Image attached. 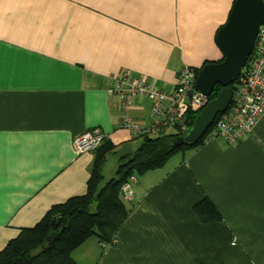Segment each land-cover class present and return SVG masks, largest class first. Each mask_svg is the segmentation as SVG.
Segmentation results:
<instances>
[{
  "label": "crops",
  "instance_id": "obj_1",
  "mask_svg": "<svg viewBox=\"0 0 264 264\" xmlns=\"http://www.w3.org/2000/svg\"><path fill=\"white\" fill-rule=\"evenodd\" d=\"M233 0H0V250L54 204L83 195L96 153L73 140L100 128L108 159L138 147L121 126L147 127L150 100L111 94L129 70L171 91L183 65L223 56L216 34ZM172 128L166 130L170 133ZM142 141V138H140ZM111 243L88 237L78 264H264V115L237 144L222 137L138 175ZM208 198L220 220L203 221Z\"/></svg>",
  "mask_w": 264,
  "mask_h": 264
},
{
  "label": "trees",
  "instance_id": "obj_2",
  "mask_svg": "<svg viewBox=\"0 0 264 264\" xmlns=\"http://www.w3.org/2000/svg\"><path fill=\"white\" fill-rule=\"evenodd\" d=\"M223 58L222 56L216 62H221ZM249 59L250 56L245 68ZM204 64L206 63L194 67L196 74ZM235 82L236 78L230 85L232 92L235 89ZM221 90L222 86L216 85L208 100L216 98ZM196 114L190 113L188 127L192 125ZM219 115L195 145L173 144L174 139L182 136L188 128L184 132L138 136L142 138L141 143L136 149L118 157L116 175L107 181L103 175V166L109 153L116 154V151L112 143L105 139L95 150L96 156L91 167L86 193L52 205L36 225L21 228L19 234L0 250V264H78L71 253L88 237L97 235L103 243H111L119 225L134 204L132 200L122 197V186L128 178L131 175H136L138 178V175L147 171L161 168L175 154L204 143L211 137ZM195 209L203 221L222 218L208 198L199 201ZM60 230L62 231L56 237L46 239L49 234Z\"/></svg>",
  "mask_w": 264,
  "mask_h": 264
},
{
  "label": "built area",
  "instance_id": "obj_3",
  "mask_svg": "<svg viewBox=\"0 0 264 264\" xmlns=\"http://www.w3.org/2000/svg\"><path fill=\"white\" fill-rule=\"evenodd\" d=\"M197 78L193 66L183 65L177 74L173 90L167 91L151 84L146 77H137L129 70L117 76L111 94L120 99L122 111H127L132 100L144 95L150 100L151 115L155 120L147 127L140 126L129 115H123L121 126L133 135H159L172 128L184 132L190 113H197L208 103V97L195 89ZM264 115V23L260 26L250 54L248 66L236 78L235 89L229 107L220 113L213 128L214 137H222L230 145L237 144L245 134L249 133L259 118ZM106 139L100 128L85 130L72 142L76 156L85 152L95 151ZM137 176L131 175L122 186V197L127 200L134 198L133 184Z\"/></svg>",
  "mask_w": 264,
  "mask_h": 264
},
{
  "label": "water",
  "instance_id": "obj_4",
  "mask_svg": "<svg viewBox=\"0 0 264 264\" xmlns=\"http://www.w3.org/2000/svg\"><path fill=\"white\" fill-rule=\"evenodd\" d=\"M263 23L264 0H235L228 20L216 34V44L224 58L221 62L204 64L195 81V89L206 97L212 94L216 85H221L222 90L196 114L185 133L174 139V145L197 144L217 115L227 110L233 95L230 85L243 72ZM61 231L49 234L46 239L56 237Z\"/></svg>",
  "mask_w": 264,
  "mask_h": 264
},
{
  "label": "rangeland",
  "instance_id": "obj_5",
  "mask_svg": "<svg viewBox=\"0 0 264 264\" xmlns=\"http://www.w3.org/2000/svg\"><path fill=\"white\" fill-rule=\"evenodd\" d=\"M202 109H200L197 114L201 111ZM189 128V127H188ZM175 130L172 129L171 130V133L174 132ZM141 138V137H140ZM140 138H136V143L139 144L141 142V139ZM118 163V162H117ZM115 159H110V161H108V163L105 165V172H104V177H105V181H107L108 179H110L111 177H114V176H111L112 173H114V170H115Z\"/></svg>",
  "mask_w": 264,
  "mask_h": 264
}]
</instances>
